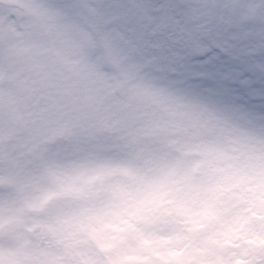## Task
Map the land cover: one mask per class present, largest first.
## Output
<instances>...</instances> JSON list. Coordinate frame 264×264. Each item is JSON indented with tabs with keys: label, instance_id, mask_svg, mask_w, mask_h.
Instances as JSON below:
<instances>
[{
	"label": "snow or ice",
	"instance_id": "snow-or-ice-1",
	"mask_svg": "<svg viewBox=\"0 0 264 264\" xmlns=\"http://www.w3.org/2000/svg\"><path fill=\"white\" fill-rule=\"evenodd\" d=\"M202 7L195 19L235 31L197 43V63L239 60L248 24L264 55V0ZM126 15L109 0H0V264H264V111L248 106L264 90L154 86L157 58L126 37ZM237 76L223 78L254 83Z\"/></svg>",
	"mask_w": 264,
	"mask_h": 264
},
{
	"label": "clouds",
	"instance_id": "clouds-1",
	"mask_svg": "<svg viewBox=\"0 0 264 264\" xmlns=\"http://www.w3.org/2000/svg\"><path fill=\"white\" fill-rule=\"evenodd\" d=\"M121 6L126 12L122 21L126 37L144 53V57H156L153 66L145 70V78L156 87L179 90L189 96H210L212 92L223 91L225 87H231L241 94L253 89L264 90V72L256 69V64H264V55H256L253 49L260 42L255 32L260 25L248 24L245 28L251 30L253 35L247 39L236 41L235 53L240 55L239 60H233L230 56H222L211 64L197 63L201 57L197 54V43L211 45L216 39L217 32L225 37L230 36L235 30L228 29L226 25H218L208 15H202L200 19L194 17L200 12H207L202 6L206 0H109ZM219 5L231 3V0H216ZM241 4L253 3L254 0H240ZM216 12L228 16V11L216 9ZM144 13L153 18V24L145 27ZM167 17L172 25L167 29H160L153 34L152 29ZM208 21L207 35L199 29V25ZM139 55L134 56L137 61L143 62ZM159 69V70H157ZM175 69V72H172ZM211 73L212 79L194 80L192 74ZM237 72H243L249 77L251 83L247 88L232 85L223 77L228 75L235 79ZM211 90V91H209ZM264 101H252L248 106L255 111H264Z\"/></svg>",
	"mask_w": 264,
	"mask_h": 264
}]
</instances>
